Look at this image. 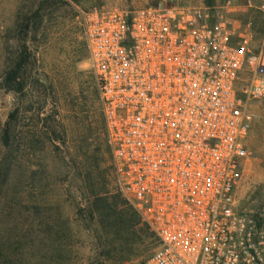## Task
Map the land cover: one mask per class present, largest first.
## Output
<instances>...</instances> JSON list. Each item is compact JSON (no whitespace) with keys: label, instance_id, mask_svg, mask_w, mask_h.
<instances>
[{"label":"built area","instance_id":"1","mask_svg":"<svg viewBox=\"0 0 264 264\" xmlns=\"http://www.w3.org/2000/svg\"><path fill=\"white\" fill-rule=\"evenodd\" d=\"M117 189L159 239L141 264H264V207L243 209L264 46L208 9L82 12Z\"/></svg>","mask_w":264,"mask_h":264},{"label":"rangeland","instance_id":"2","mask_svg":"<svg viewBox=\"0 0 264 264\" xmlns=\"http://www.w3.org/2000/svg\"><path fill=\"white\" fill-rule=\"evenodd\" d=\"M196 5L264 46V0H0V264H141L159 239L115 184L82 12ZM22 56L21 91L7 72ZM243 209L264 207V99ZM16 111V118H11ZM8 134V141L7 140Z\"/></svg>","mask_w":264,"mask_h":264},{"label":"trees","instance_id":"3","mask_svg":"<svg viewBox=\"0 0 264 264\" xmlns=\"http://www.w3.org/2000/svg\"><path fill=\"white\" fill-rule=\"evenodd\" d=\"M26 60L27 59H25L21 54L20 58L14 62V65L7 72V83L9 88L14 89L16 91H21V89L23 88V85L20 82L19 78H20V71L22 70V67L25 65ZM16 115H17L16 111L12 112L11 118H16ZM6 141H8V134ZM135 213L136 215H138L136 210Z\"/></svg>","mask_w":264,"mask_h":264}]
</instances>
